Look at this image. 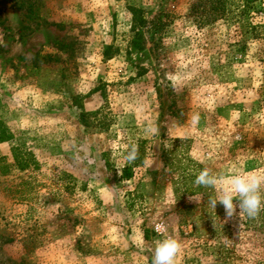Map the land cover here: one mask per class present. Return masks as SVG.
Instances as JSON below:
<instances>
[{
	"label": "rangeland",
	"instance_id": "1",
	"mask_svg": "<svg viewBox=\"0 0 264 264\" xmlns=\"http://www.w3.org/2000/svg\"><path fill=\"white\" fill-rule=\"evenodd\" d=\"M194 2L0 0V264H147L168 237L175 264H264V210L189 193L264 175V0L206 25Z\"/></svg>",
	"mask_w": 264,
	"mask_h": 264
},
{
	"label": "clouds",
	"instance_id": "2",
	"mask_svg": "<svg viewBox=\"0 0 264 264\" xmlns=\"http://www.w3.org/2000/svg\"><path fill=\"white\" fill-rule=\"evenodd\" d=\"M192 119L193 123H197L200 119L199 114L194 115ZM155 131L156 129L153 128L152 132L155 133ZM137 151V146H129L125 159L129 162L134 161ZM193 184L203 188L219 186L218 194L215 197H208L206 203L214 212L218 203L222 205L226 218L230 219L237 214L254 218L261 210H264V195L261 194V189L264 187V175L233 174L221 178L209 169H203L195 176ZM202 197L204 196L201 195L199 201L192 197L190 199L200 202ZM234 200L238 203H234ZM180 251L181 245L176 239L164 238L156 243L151 257H146L147 264H175Z\"/></svg>",
	"mask_w": 264,
	"mask_h": 264
},
{
	"label": "trees",
	"instance_id": "3",
	"mask_svg": "<svg viewBox=\"0 0 264 264\" xmlns=\"http://www.w3.org/2000/svg\"><path fill=\"white\" fill-rule=\"evenodd\" d=\"M226 1L227 0H195V2L192 4L191 11L193 15L199 18L198 22L202 25L212 24L220 20L227 19H248V17L253 12L256 17L258 16L259 11L255 7V0H241V5L237 7L236 10L232 9L229 5H227ZM252 18L254 19L255 17ZM162 25L163 24L161 23L159 18L156 20V22L153 21V26L157 30L162 28ZM10 138L11 135L9 134L7 128L0 121V144L7 142ZM12 158L13 165H5L7 168L16 167L20 170H25L29 168L31 162H33L27 157H25V155H23L22 152L17 148L12 149ZM122 177L124 179H129L131 177L130 171L128 169H124ZM201 188L202 187H196L189 193H200Z\"/></svg>",
	"mask_w": 264,
	"mask_h": 264
}]
</instances>
